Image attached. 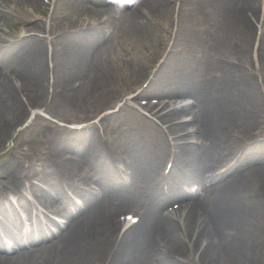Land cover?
<instances>
[{
	"label": "bare ground",
	"instance_id": "6f19581e",
	"mask_svg": "<svg viewBox=\"0 0 264 264\" xmlns=\"http://www.w3.org/2000/svg\"><path fill=\"white\" fill-rule=\"evenodd\" d=\"M2 1L8 3L16 0H0V3ZM20 1L31 8L42 5L41 0ZM116 1L121 0H71V5L78 6L82 15L89 14L90 18L100 15L99 19L103 20L108 16L103 12ZM144 1L159 18L168 16V1ZM206 2L219 10L220 15L216 16V19L220 21L214 24L216 35L214 33L208 42L202 40L208 51L205 58L203 56V60L197 63V69L200 70L199 65L205 61L204 63L211 67L219 66L224 72L218 76L214 75L210 80H199L192 74L190 84L184 90L192 93L195 98L193 108L186 106L173 113L158 116L160 122L170 124L168 131H171V135L177 132L180 125H175V120L181 123L178 121L180 117L190 116L185 122L191 123L192 126L182 129L187 130L185 137L174 138V167L195 166L193 162L197 160L203 163V173L207 168L218 166L224 154L234 155L236 147L241 150V146L236 144L238 141L229 138V132L233 131L240 137L250 135L252 126L260 120L258 105L262 100L261 96L254 93L255 85L251 73L242 66L212 60L210 52L213 49H223L242 50L246 53L252 30L248 18L254 19L258 10L260 13L264 11L262 0ZM8 15V10L0 9V17L8 18ZM115 17L119 26L131 34L141 37L148 34L147 25L138 12V7L132 5L126 19L117 13ZM186 17L182 15L183 20ZM109 19L113 18H106L103 24L112 27L114 21ZM95 22L84 25L83 32L70 33V27L67 31L66 27L63 28L52 54L53 83L65 86L64 96L54 94V97L59 99L63 109H69L68 105L73 103L79 104L80 97H86L87 110L83 111L86 118H91L93 112L101 108L110 107L119 92L115 74L109 62L102 57L103 49L98 45L100 31L92 29ZM73 25L76 24L69 26ZM101 25L102 23L98 26ZM43 29V25L34 23L28 29V32L34 33L31 32L20 42L1 51L0 62L7 56H13V68L22 86L18 88L11 80L2 78L0 72V147L5 144L16 123L23 119L25 104L37 103L49 92L50 69L47 65L46 42L37 34ZM197 48H201L200 43ZM174 57L177 56H169L165 62L166 66L173 63ZM130 65L138 66L133 70L134 78L143 79L141 63L131 62ZM154 76L145 92H154L155 86L161 83L162 72H157ZM75 77L74 81H80L81 85L68 90V85L65 84ZM237 83L240 89L236 87ZM157 107L158 105H154L147 108ZM167 107H160L158 111L162 113ZM236 121L243 123L237 125ZM143 127H147L145 130L154 135L151 139L155 141L139 136L133 129H128L122 134L124 143L134 158V172L127 182L121 179L106 154L102 152L103 135L100 128L72 131L74 138L67 137L69 128L63 129V135L55 137L56 143L63 147L70 145L90 164L98 182L104 188L105 195L103 198H97L92 192H83L85 207L71 214L74 221L69 229L52 244L49 252H46V256L39 262L32 260L30 253L23 258L0 257V264H140L139 259L151 243L153 244L150 247H156V251L142 264H197V261H201V264H264V169L260 166L264 162V146L256 144L254 152H242L243 156L234 165L233 176L227 181L220 182L218 178L200 176L196 168L188 174H183L178 191L180 189L183 193L185 189H191L189 196L195 200L193 203L182 205L187 212L177 220L173 212H161L162 206L173 199L162 193L161 188L165 182L157 177V166L166 146L165 142L153 123ZM182 139H186L185 144L179 142ZM199 139L202 140L201 143ZM186 162L187 165L184 164ZM49 164L42 171L43 183L49 187L48 191H44L47 198H53L54 194L61 195L55 177L62 175L64 171L69 173V182L76 183V179L83 178L84 172L76 160L54 159L53 163ZM23 167L24 165L15 159L6 165L5 171L17 179V171ZM141 184L143 188H139ZM151 190H155L158 195L149 197L148 205L140 206L141 222L121 231L122 223L106 211V205L119 198H125L127 203L132 204L138 197L151 196L148 193ZM28 202L25 201L24 204ZM0 211L11 214L12 219L18 220L17 212L3 200H0ZM87 212L88 216L93 217L86 218ZM185 242L189 246H186ZM249 249L255 253L253 257L248 255ZM188 250L193 252V256L188 255Z\"/></svg>",
	"mask_w": 264,
	"mask_h": 264
},
{
	"label": "rangeland",
	"instance_id": "374dc122",
	"mask_svg": "<svg viewBox=\"0 0 264 264\" xmlns=\"http://www.w3.org/2000/svg\"><path fill=\"white\" fill-rule=\"evenodd\" d=\"M167 1L170 3V11L168 13V16L163 18V22L171 26L172 17H173L172 0H167ZM8 6L9 8H11V12L8 15L9 17L2 18V21H3V27L9 28L11 32L8 35L2 32V27H1L0 29V49H6V48L1 47L4 39L9 38L12 40H18L21 35L29 34L26 32V29H25L28 27L25 21L33 20L32 11L36 10V9H32L28 7L24 2L20 0L11 1L8 3ZM71 6L73 5H68L67 3H63V4H58L54 7L52 6L51 8L46 9V7L42 5L36 11H38L37 13L39 12L43 13L44 20L48 19L49 16H51L55 20L54 21L55 25L66 23L67 21H73V20L80 22V21H84L83 18L89 17V14L82 15L80 13V10L77 9L79 8L78 6L77 8L75 6L73 7ZM138 11L140 12V9H138ZM179 13L181 14V16L182 15L187 16V18L184 19L185 25L187 23H192L194 25V30L200 36L208 37L209 35L213 33H215L216 35V29L214 27V24L218 22L219 19H216V16L220 15V13H219V10L215 6L209 5L206 2V0H182V6L180 8ZM96 18L97 17L95 16L92 19H96ZM142 18L145 21V24L147 25V29H148L147 35L141 37L138 35L131 34L128 30H124L123 28L121 29L120 27H118L117 31H115L114 35L111 37V39H109V42L101 47L103 48L102 57H104L107 60V62H109V65L111 66L115 74V77L117 79L116 80L117 85L120 91L119 96L121 97L123 96L122 98H124V96L128 94L131 89L136 88L139 85V83L132 84L133 80H130V78H128L127 76H121V73L125 75H128V74L131 75L133 70L138 67L137 65H135L134 67L133 65H130L131 62H134L137 64L141 63V68H143L142 73L147 74L150 68L153 67V65L156 63L158 58L161 56V53L164 50V47L166 45V41L168 38V32L167 33L163 32L161 28L155 27L152 24L148 23L144 19L143 16ZM248 20L250 21L251 27L253 26V31L251 30L250 32L247 52L244 53L242 50L232 51V50H223V49H213L212 52H210L212 60H217L216 58H214L212 53H218V54H224L226 56H239V57H246V58L249 57L248 59L251 62L253 58L254 62L252 63L255 64V58L252 57V55L250 56L249 54V46H250L251 38L253 35L252 32L254 33V25H252L251 18L250 19L248 18ZM20 24L24 26H21ZM19 25L21 27L20 33L19 31L15 32L16 29L15 31L13 30V28H18ZM50 39L51 37L49 38V43H50ZM45 41L47 44L48 41L46 39ZM50 46L53 47V44H51ZM263 46H264V39H263V45L261 48V56H262V59H260L261 64L259 63V67L257 66L258 67L257 73L254 74L252 78V81L255 85L254 93L256 92L259 95V97L263 96L261 90H263V93H264V57H263L264 49H263ZM240 54H242V56ZM183 61H187V56L183 57ZM205 64L207 63L200 64L199 66L200 70L196 68L193 71L194 76L196 75V77H198L199 80H210L214 77V75L218 76L219 74H223L224 72L217 65L214 67H211L208 64L205 66ZM183 66H184V63L182 62L179 68H182ZM13 67H14L13 56H7L6 58H4V60L0 62L1 77L4 79H8L6 76L7 73L16 72L14 71L15 69ZM73 79L69 80L66 84L70 83ZM236 87L240 89V85L238 83L236 84ZM260 101L264 104L263 99ZM73 107L74 106L70 105L68 106L69 109L67 108L66 109H63V108L62 109L61 108L48 109L47 108L49 112L48 111H44V112L51 119H55L54 117L58 116L59 118L70 121V122L71 120L77 121V117H76L77 112L73 111L74 110ZM261 108H262L263 116H262V119L256 125L257 126L256 130L258 132L259 130L264 129V106H262ZM140 114H141L140 112L137 114L131 109H123L119 113H116V115H114L113 118H109V122L113 124L115 129L118 128L122 130V128H133L135 131H137L138 135L147 136L148 134L146 133V130L141 129V127L145 124V118L141 117ZM29 120L30 118H27L25 116L22 122L17 123L19 124L18 125L19 128H21L19 132V136L16 140L14 138L15 134L9 140L7 139L5 145L0 150V166L6 165L12 159H15V156L12 154V150L9 149L14 144L18 146L20 145V143H24L25 140L34 139V138H35V142H38V145L42 144L43 146H45L46 144L47 145L53 144L54 142L53 138L60 131V127L53 124L55 122L51 120L49 121L46 118L40 117L39 115L35 116V118L32 119L31 121ZM18 131L19 130L17 129L15 133ZM63 150H66V149H63ZM162 156H163V153H162ZM19 160H21L22 162H25L22 159H19ZM225 160H223L222 162H224ZM162 163H163V160H160L158 167L160 166V164L162 165ZM260 166L264 169V162ZM231 170L225 176H223L224 180H228L232 176L233 172ZM122 202L123 200L117 199L114 202H112L111 206H113V208L116 207V209H119L121 206L120 204ZM145 202H146L145 197H141V199H139V203L144 204ZM133 207L122 208V209H124V211H128V210L133 209ZM39 249H41V247H38L37 250ZM148 249L149 248H147V250ZM147 250L145 249L144 250L145 252L143 251L144 252L143 255L146 254ZM46 252H49L48 247H45V248L42 247L41 251L37 253L30 251V253H34L31 256L32 260L39 262L41 259H43L46 256L45 255ZM249 254L252 255L253 257L255 253L253 252L252 249H249L248 255Z\"/></svg>",
	"mask_w": 264,
	"mask_h": 264
}]
</instances>
